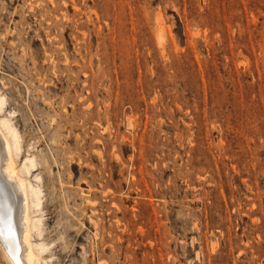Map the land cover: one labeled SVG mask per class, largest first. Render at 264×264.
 I'll return each mask as SVG.
<instances>
[{"label":"rangeland","instance_id":"1","mask_svg":"<svg viewBox=\"0 0 264 264\" xmlns=\"http://www.w3.org/2000/svg\"><path fill=\"white\" fill-rule=\"evenodd\" d=\"M0 94L41 264H264V0H0Z\"/></svg>","mask_w":264,"mask_h":264},{"label":"bare ground","instance_id":"2","mask_svg":"<svg viewBox=\"0 0 264 264\" xmlns=\"http://www.w3.org/2000/svg\"><path fill=\"white\" fill-rule=\"evenodd\" d=\"M5 103L0 94V245L9 264H41L46 249L36 240L43 234L41 176L30 180L38 161L27 152L20 162L21 135L11 113L4 114Z\"/></svg>","mask_w":264,"mask_h":264}]
</instances>
